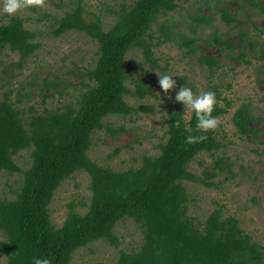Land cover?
Wrapping results in <instances>:
<instances>
[{"label":"trees","instance_id":"16d2710c","mask_svg":"<svg viewBox=\"0 0 264 264\" xmlns=\"http://www.w3.org/2000/svg\"><path fill=\"white\" fill-rule=\"evenodd\" d=\"M212 1L224 2L122 0L106 7L114 15L106 28L101 15L86 10L84 0H70L69 9L54 18L51 33L55 37L71 32L88 36L97 45L96 59L83 75L85 90L74 102L41 112H36L33 105L22 107V99H15L14 90L9 87L17 75L14 67L22 70L39 48L37 33L26 26L27 18L19 14L0 23V51L9 49L19 55L10 69L0 62L8 85V90L0 95V173L21 171L14 160L21 150L29 149L31 156V164L23 171L14 196L0 197V256H6L4 264H32L33 256H47L51 264H71L74 254L91 243L106 241L118 245L115 228L124 219L136 222L143 239L139 248L121 250L115 264H264V244L253 239L236 216L225 215L223 205L204 218L189 213L187 184L212 187L215 182L210 178L216 175L204 171L200 176L190 169L191 163L204 152L215 156V168L222 170L223 162L216 156L223 144L215 129L208 130L204 140L185 142L187 133L183 125L194 126L192 112L187 119L183 107H169L165 143L159 145V153L143 155L138 166L118 170L98 164L89 156L95 131L104 127L113 131L105 121L107 118H125L140 109H153L134 107L126 101L127 95L144 99L153 88L149 80L141 79L135 80L134 89L129 88L133 78L127 56L131 51H139L151 70L161 68L155 48L168 42L183 49L185 55L201 54L198 60L211 69H218L220 62L217 54L205 52L215 46L220 55L228 48L230 58L246 65L264 62V24L261 28L256 26L255 33L244 30L242 25L246 21L237 18L230 5L216 8L211 6ZM249 1L264 15L261 1ZM192 2L197 8L189 13L192 21L212 24L220 15L226 24L235 23L234 35L239 41L234 44L224 40L218 32L208 39L195 35L193 29L189 34L169 27L168 17L183 3ZM204 7L214 11L200 13ZM147 74L143 70L141 75ZM45 85L49 90L58 86L47 80ZM215 94L213 115L218 118L228 112L232 102L226 97L222 99L219 91ZM175 119H181L179 127L173 124ZM232 122L240 137L258 138L264 132L249 103H241L235 109ZM77 172L89 176V204L78 210L70 203L65 220L56 226L50 204L61 184Z\"/></svg>","mask_w":264,"mask_h":264},{"label":"rangeland","instance_id":"374dc122","mask_svg":"<svg viewBox=\"0 0 264 264\" xmlns=\"http://www.w3.org/2000/svg\"><path fill=\"white\" fill-rule=\"evenodd\" d=\"M121 1L84 0L86 10L101 15L106 28L114 19L113 13L107 12L106 7L117 5ZM255 1L264 4V0ZM215 2H211L212 7L230 5L235 16L246 21V24L242 25L244 30L249 29L255 33L258 31L256 26L261 28L264 24V15L260 14L259 9L251 5L249 0ZM69 7L70 0H43L42 4L34 2L15 13L27 18L26 26L37 33L40 44L22 70L18 71L14 67L17 75L13 76L9 85L10 89L14 90L12 95L14 93L15 99H22L20 105L26 109L33 105L36 112H41L44 109L63 107L74 102L78 94L85 90L82 78L96 59V43L77 32L60 37L51 33L55 27L54 18L63 15ZM193 10L197 11L194 2L183 3L168 17L169 27L174 26L176 30L189 34L193 29L195 35L208 39L214 32H218L224 40L234 44L239 41L234 35L237 29L235 23L226 24L218 15L212 24H198L188 17ZM213 11L212 8L204 7L199 12L211 14ZM44 15L47 17H43ZM11 16L0 12V23H6ZM157 34L159 32H156ZM201 44L203 43L200 42ZM228 50L225 48V52L220 55L215 46L205 52L217 54L220 62L218 69H211L198 60L201 54L185 55L183 49L173 42H168L155 48V57L161 66L155 70L174 74L177 85L187 83L194 92L219 91L222 99L226 97L232 102L228 112L218 117V125L215 128L223 144L222 149L216 153V156L223 159L222 170L215 168V156L206 152L200 154L190 165V169L200 176L204 175V171L215 172L216 175L210 178L215 182L212 187L193 182L187 184L190 194L189 213L197 218H204L212 209L223 205L225 215L236 216L242 228L253 239L264 244V132L259 133L258 138L240 137L232 122L235 109L241 103H249L258 116L259 128L264 130V62L255 61L246 65L241 60L230 58L226 53ZM127 58L133 78L128 83L129 88L134 89L136 79L149 80L153 88L152 93L144 99L127 95L126 101L134 107L151 106L153 109H140L125 118H107L105 121L112 125L114 132L106 127L95 131L89 150L92 160L118 170L138 166L143 155L159 153V145L167 139L168 108L183 107L181 102L170 100L160 88L156 71L143 63L139 51H131ZM18 59L19 55L9 49L0 51V62L8 69L11 63H16ZM143 70L148 74L141 75ZM46 80L48 83L55 81L58 86L49 90L45 85ZM87 81L85 78L84 82ZM7 90L6 73L2 72L0 64V95ZM168 92L174 95L175 88L169 89ZM27 93L30 94L29 98L25 97ZM190 114L191 111H186L187 119ZM14 160L21 171L0 173L1 198L14 196L13 191L18 188L23 171L31 164L30 150H21ZM89 199V176L86 172H77L66 179L55 192L49 207L53 223L56 226L63 223L70 203L78 206V210H84L89 204ZM115 231L118 245H111L106 241L91 243L74 254L71 264H115L121 250L130 251L140 247L143 235L135 221L124 219L117 224ZM5 261L6 256H0V264Z\"/></svg>","mask_w":264,"mask_h":264},{"label":"clouds","instance_id":"9594fccd","mask_svg":"<svg viewBox=\"0 0 264 264\" xmlns=\"http://www.w3.org/2000/svg\"><path fill=\"white\" fill-rule=\"evenodd\" d=\"M34 2L42 4L43 0H0V12L13 15ZM156 73L157 83L169 99L181 102L184 109L182 112L191 111L195 116L194 126L188 123L183 125L187 133L184 137L185 142L192 144L206 139L208 130L215 129L218 125V118L213 115V108L217 103L215 92L213 90L194 92L187 83L177 85V81L173 78L174 74L158 71ZM173 88H175L174 95L168 92ZM173 124L179 127L181 119H175ZM31 259L32 264H51L50 258L47 256H33Z\"/></svg>","mask_w":264,"mask_h":264}]
</instances>
